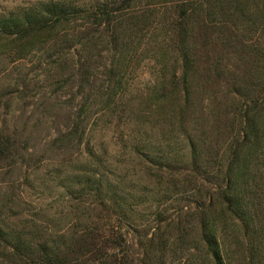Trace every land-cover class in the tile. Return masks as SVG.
<instances>
[{
  "label": "rangeland",
  "instance_id": "374dc122",
  "mask_svg": "<svg viewBox=\"0 0 264 264\" xmlns=\"http://www.w3.org/2000/svg\"><path fill=\"white\" fill-rule=\"evenodd\" d=\"M93 4L0 0V221L33 243L75 239L88 228L117 241L120 235L127 264H143V244L154 238L167 243L157 254L171 264H189L202 206L217 188L213 178L229 165L231 130L213 96L231 87L215 76L194 80L191 111L180 125L166 84L180 68L169 46L161 51L157 45L160 19L114 53L97 36L85 35L81 17ZM61 9L70 21L55 22ZM203 29L196 41L201 62L218 59L228 66L223 80L252 81L261 90L264 70L250 67L251 46H223L219 53L200 48ZM246 32L241 36L253 37ZM161 94L168 98L158 108L149 98ZM233 128L238 132L237 124ZM139 129L152 163L129 148ZM261 131L264 136V126ZM254 159L249 185L264 208V155ZM94 181L101 184L98 194ZM217 221L227 257L239 264V224L229 215ZM10 254L0 245V264H24Z\"/></svg>",
  "mask_w": 264,
  "mask_h": 264
},
{
  "label": "trees",
  "instance_id": "16d2710c",
  "mask_svg": "<svg viewBox=\"0 0 264 264\" xmlns=\"http://www.w3.org/2000/svg\"><path fill=\"white\" fill-rule=\"evenodd\" d=\"M138 3L139 0H94L91 12H84L81 17L87 28L85 35L97 36L98 41L103 40L110 51L116 53L135 39L138 31H142L145 25V29L151 27L154 17L159 18L163 24V38L157 45L162 46L161 51L164 50L163 46H169L180 68L178 76L175 74L166 80V84L171 87L168 96L173 100L171 112L176 111L172 115L180 125L183 126L191 111L194 80L203 76H215L217 83L231 87L227 94L213 96L217 104L222 106L216 113L222 114L231 130L226 140L230 149L229 165L222 174L213 178L217 188L202 206L197 221L198 239L191 240L193 252L188 256V263L232 264L217 230V220L229 215L237 221L241 230L243 254L239 258V264H264V208L259 204L261 199L259 196L254 197L256 194L249 185L254 182L251 174L253 162L250 159L253 156L255 161L264 155V136L261 131L264 126V87L258 90V85L247 80H243L241 84L223 80L228 66L218 59L216 63L214 59L202 63L196 42L199 35L197 29L203 27L201 40L204 46L200 48L213 46V51L219 53L223 46H251L246 53L247 59L251 60L250 67L257 71L259 68L254 66L256 63L264 70V0H150L142 6ZM64 11L60 10L55 22L70 21ZM46 22L44 21V27L49 25ZM247 28L252 31L253 37L241 36L248 33ZM203 84L204 82H200L202 88L205 87ZM163 94L150 96L149 100L161 108V100L168 98ZM229 96L231 97L228 98ZM227 100H230L228 106L225 105ZM113 101L109 103L113 104ZM228 115L230 117L227 119ZM235 124L238 132H233ZM132 134L130 150L140 158H148V162L152 163L151 152L144 151L140 129ZM185 137L194 151L192 137ZM195 162L194 155V165ZM94 184V191L98 194L101 184L96 181ZM250 197L255 199L252 198V201ZM107 236L103 232L94 234L88 228L81 231V236L75 239L46 238L40 243H33L0 221V245L10 249V255L24 264H127V248L122 236L119 235L118 241ZM180 241L186 242L182 239ZM166 244V241L159 243L154 238L147 240L143 244V264H171L165 254L156 253L163 250ZM153 252L155 253L152 254ZM178 261L181 262L179 259Z\"/></svg>",
  "mask_w": 264,
  "mask_h": 264
}]
</instances>
